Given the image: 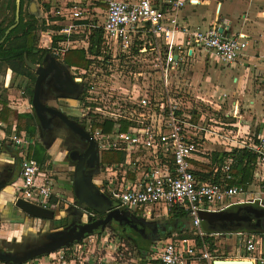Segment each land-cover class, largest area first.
Segmentation results:
<instances>
[{
    "label": "built area",
    "instance_id": "1",
    "mask_svg": "<svg viewBox=\"0 0 264 264\" xmlns=\"http://www.w3.org/2000/svg\"><path fill=\"white\" fill-rule=\"evenodd\" d=\"M93 5L94 8L84 9L80 1L65 9L57 7L55 11L48 12L45 17L47 26H62V29L57 34H47L50 41L47 49L57 58H63L71 49L88 51L91 35L97 29L102 30L100 55L88 53L92 62L88 69H71L77 81L87 87L83 113L99 152H114L124 157L123 164L102 168L103 180L113 186L109 187L108 195L120 207L145 212L146 218H154L152 211L157 212L160 206L169 212L187 214L194 236L162 239L158 242L159 251L154 244L159 264H212L218 258L204 243L206 234L201 230L200 212L212 211L217 203L224 204L219 207L224 210L256 200L264 202V178H261L264 138L254 144L251 138L242 140L233 132L226 134L224 131L221 135L224 141L257 156L254 173L256 179L260 178L257 196L247 199L244 188L197 180L192 162L201 153L202 135L214 132L208 122L195 119L198 108L184 89L172 82L174 71L180 68L187 55L176 48L174 41L178 34H182L190 46H200L209 58L231 65L250 51L247 36L227 38L217 29L189 32L181 28L175 16L185 6L184 0H94ZM66 19H70V24L60 25ZM85 30L87 34L81 35ZM81 42L84 46L79 45ZM101 67L107 72L109 70L110 75L119 73L129 88H111L103 90L105 93L97 90L92 82L95 79L99 81L97 69ZM21 95H24L23 91ZM227 97L223 94L217 98L213 94L209 100L221 102ZM13 105L18 110L24 107L32 112L33 109L28 99L25 103L15 101ZM233 116L241 118L236 106ZM106 121L114 122L110 132H104L97 126ZM121 121L127 123L125 128ZM12 129V146L24 152L18 180L13 184L16 198L50 210L73 204L55 196V183L45 166L28 157L32 145L30 136L25 132L19 133L16 124ZM232 163L233 160L229 159L224 167L228 180L231 179ZM130 170L141 173L139 183L129 188L122 183L119 185L123 171L125 176ZM246 236L243 246L245 257L240 259L264 264V257L256 255L260 244L264 243V234ZM198 238L202 242V250L198 248ZM99 239L100 247L96 245ZM120 247L115 240H110L109 235H95L37 261L38 264H121L125 253Z\"/></svg>",
    "mask_w": 264,
    "mask_h": 264
},
{
    "label": "crops",
    "instance_id": "2",
    "mask_svg": "<svg viewBox=\"0 0 264 264\" xmlns=\"http://www.w3.org/2000/svg\"><path fill=\"white\" fill-rule=\"evenodd\" d=\"M184 1L185 6L181 8L175 16L181 28L189 32H193L197 29L204 31L217 29L219 31L220 28H223L224 31L222 35L227 38H236L242 34L246 35L248 44L250 46V51L247 52L245 56H242L237 63L225 65L217 59H210L209 57L206 58L205 52L201 49V47L190 46V44L184 40V36L182 34H178L174 41L176 48H180L185 53H187V55L185 56V60L181 64L180 68L174 71L172 82L175 86L181 88L182 90L184 89L186 95L192 99L195 107L198 108L195 113V119L198 120L200 118V120H205V122H208V124L213 129L211 131L214 132H208L202 135L203 139L200 140L201 153L198 154L192 162L194 173L200 183H214L211 180L217 177V174L221 176L220 181L224 180V176H226L225 178L227 179V174L224 171V167L226 166L229 159L234 160L231 156L233 151L244 149L234 145L231 142L224 141L221 137L224 131L226 134L233 132V134H237L242 140L251 138L253 140L252 143L254 144L258 143L261 138H264V0ZM101 48L102 44L100 46V50ZM71 50H83L87 59L88 53L95 55L91 53V51L81 48ZM201 64L203 66L202 68L197 67ZM73 67L84 69L78 66H71V68ZM7 74L12 75V81L10 83L8 82V84L5 86V88L8 89L7 97L4 99L0 98V107H3L2 111H0V115L6 112H12L13 121L10 125L0 119V145L5 144L7 146H12L10 138L13 134V125H17L18 131L20 117L27 115L29 116V114L31 115L32 112L27 111L24 107H20L18 110L13 105L15 101L25 103V100L28 98L25 94L23 96L21 95L22 91L19 90L20 87H14V73L7 69ZM213 94L217 98L221 97L223 94H226L228 97L221 102H211L209 100V96ZM235 106L238 107L240 111L241 118L239 119L233 116ZM6 108L7 111L5 110ZM244 116H247L248 119L246 117L245 124H241L240 120H242ZM227 120H230V122L225 123ZM24 121L26 124H31L30 120L26 119ZM22 132L28 134L27 131ZM248 143H251V141ZM6 153L9 154V150ZM225 153L227 156L222 162L220 160V156ZM120 155L123 157L122 154ZM216 155H219V160L212 164V160ZM7 158L8 155L2 159L5 160ZM123 163L124 157L123 161L118 165ZM103 166L104 165L102 164V168ZM256 169L257 166L254 169L253 177L249 184L246 186L239 184L234 185V187H241L246 190L245 198L247 199L254 196L255 194V196H257V192L259 191L260 178L256 179L254 177ZM203 176H207V180H204ZM229 176H231V173H229ZM121 177L119 179V185L122 183L123 186L129 188L136 183H139L141 180V173L135 170H130L129 172H126L124 176L123 171V176ZM234 178L236 177L231 176V179L229 180ZM261 178H264V171L261 172ZM100 182L103 187L102 191L106 194H109L108 189L109 187L112 188L113 186H110L109 183L107 184L106 181L103 180V175L100 178ZM221 184L225 185L226 183L221 182ZM54 192L57 198H60L62 201L66 200L70 203L72 202L74 204V195L73 199H65L67 192L73 193V182H71L70 185H67L64 176H59L57 179ZM53 201L55 202L56 199L54 198ZM212 211H220V209L218 207L214 208ZM139 212L142 213L143 216L145 215V212L143 211L131 213L138 214ZM152 213L158 218H165L168 216L170 217L171 214L167 208L162 206H160L157 212L152 211ZM186 219H188L189 224H191V220L188 216L184 219L179 218L178 220H180V223H182ZM247 237L248 236L242 234L236 235L229 233L206 235L204 237V243L210 246V251L213 256L218 253L217 248L219 245L225 244L228 254L236 253L237 256L235 258L240 259L245 257L243 246ZM211 244L214 245L213 248L211 247ZM237 246H239V249H237ZM198 248L200 249L201 245L198 244ZM149 250L146 248V250L143 249L141 251L143 259L145 258L143 261H147L145 264H159L157 261V256H153ZM256 255H261L264 257L263 242L260 244L259 252ZM215 258L226 259L231 258V256L223 253L222 256H215ZM133 263L142 264L139 261L134 262L133 260H130L129 262H122L121 264ZM205 263L209 264L207 262L202 264Z\"/></svg>",
    "mask_w": 264,
    "mask_h": 264
},
{
    "label": "water",
    "instance_id": "3",
    "mask_svg": "<svg viewBox=\"0 0 264 264\" xmlns=\"http://www.w3.org/2000/svg\"><path fill=\"white\" fill-rule=\"evenodd\" d=\"M29 14L36 18L40 17V11L34 0L29 5ZM20 17L21 0H16L15 22L6 30L4 37L0 40V45L3 44L9 34L18 27L20 24ZM223 31V28L219 29L221 34H223ZM25 62L27 67L38 75L35 83L32 107L36 112L37 118L42 122V113L46 110V107H44L39 101L42 85L45 82L49 83L55 80L60 85L64 83V77L62 76L63 63L58 61L53 55L46 56L41 66L30 62L26 55ZM70 128L75 129L71 124ZM73 132L78 134L80 141L85 139L87 141L90 140V137L84 131L73 130ZM90 141L92 147H97L95 142H92V140ZM18 177L19 175L13 179L11 183H15L18 180ZM102 188L103 187L99 180L93 178L92 175H85L83 163L80 162L73 179V195L75 197V202L72 206L74 209L80 211L83 217L82 221L85 223L72 228L67 227L64 229H56L46 233L45 236L47 238V242L33 248L26 242L24 244H20V240H18L19 233H16V241L7 240L3 242L9 251H0V263L27 264L36 259L46 257L49 254L55 253L61 249H67L75 244H78L85 238L102 233L106 229H118L117 226L122 223L128 226V230L123 231V233L117 231L115 232L119 233L124 238L134 240L133 238L135 236L132 234V232L134 233V230H129V224L133 225V229H137L138 225L145 227L147 220L133 218L131 212L127 208L120 207L115 200L102 191ZM12 190L13 194L6 193V191L0 193V230L1 221L3 219L2 209L4 208L2 205H5L6 203V207L7 205L14 207L19 212L24 214L26 218L42 222L60 221L67 219L70 216L68 210L59 212L50 209H43L21 198L17 199V194L15 193L13 187ZM3 201H5V204ZM89 210L98 215L100 218L94 221L91 217L89 219L87 214ZM160 219H165V221L167 220L166 218ZM169 219L170 218H168V221ZM200 219L201 230L206 235L223 233L236 235H253L256 233L264 234V202L256 200L254 203L237 204L220 211H201ZM88 220H90V222L87 223ZM122 229L123 228H121V230ZM30 231L33 232V230ZM171 231L173 233V229L169 230V235H171ZM143 232H145V229H141V234ZM135 239L137 249L141 245H144L148 249V247H151L154 243L162 240L161 238H155L153 241L148 242L143 239L139 240V237H135ZM19 244L21 245L20 247H18ZM212 264L254 263L253 261L246 259H215Z\"/></svg>",
    "mask_w": 264,
    "mask_h": 264
},
{
    "label": "flooded vegetation",
    "instance_id": "4",
    "mask_svg": "<svg viewBox=\"0 0 264 264\" xmlns=\"http://www.w3.org/2000/svg\"><path fill=\"white\" fill-rule=\"evenodd\" d=\"M40 49L35 50L34 56H32V59L36 61L35 64L38 66L42 65L46 56L52 54L50 50L46 52L43 51L44 49ZM57 60L63 63L62 76L64 77V83L60 85L56 80L43 83L39 101L46 107V110L42 113L41 122L37 118L34 109H32L31 115L33 120L31 121V127L34 129L35 135L34 137H30L32 140L31 147L34 148L35 155L45 159L42 165L45 166L55 184L59 176H64L67 185H70V183L73 182L75 171L80 162L83 163L85 175H92L93 178L100 181L102 176V154L97 147L91 146L90 140L94 142V139L92 138L91 131L87 127L86 118L83 113V104L87 95V87L85 84L77 81L71 67L68 66L62 58H57ZM30 71L32 73L31 78H21L26 81V87L23 92L32 104L38 75L31 69ZM70 124L75 129L70 128ZM73 130L84 131L90 137V140L87 141L85 139L80 141L78 134H75ZM8 150L9 154H6L8 158L3 160L2 154L6 153ZM23 157L24 153L19 148L11 145L7 146L5 144L0 145V193L4 191H6V193H12L11 189L9 191V188L13 187L14 184L11 183V181L19 175ZM72 205L73 204H69L65 207V210H68L70 213V216L66 220L63 219L58 222L52 221L46 223L55 225L58 223L60 226L56 229L72 228L85 223L82 221L83 217L80 211L74 209ZM9 209L13 210L15 208L12 207ZM91 213L92 211L90 210L87 212L89 219L91 217L94 221L100 218L98 215L95 214L93 216ZM131 214L133 218L147 220L145 227L138 225L137 229H133V225L129 224V230H134L132 234L135 237L150 242L155 238L164 239L168 236L169 230H171L168 219L158 222L153 217L146 219L143 215ZM32 221L38 220L32 219ZM88 222H90V220H88L87 223ZM117 228L119 230L115 228L109 229L114 233L115 231L123 233V231L128 230V226L124 223L119 224ZM121 228L123 229L121 230ZM141 229H145V232L142 234ZM35 236H32L33 239L35 238L36 240L35 243L28 244L30 247L33 248L47 242L46 236ZM135 237L133 239L136 243ZM13 240L16 241L15 238ZM139 249L142 251L146 248L144 245H141ZM0 251L4 252L6 250L0 249Z\"/></svg>",
    "mask_w": 264,
    "mask_h": 264
},
{
    "label": "rangeland",
    "instance_id": "5",
    "mask_svg": "<svg viewBox=\"0 0 264 264\" xmlns=\"http://www.w3.org/2000/svg\"><path fill=\"white\" fill-rule=\"evenodd\" d=\"M32 1L33 0H31L30 3ZM34 1L36 2V6L38 7V9L40 11V17L37 18L40 22L45 20V17L47 16L48 12H51L53 10L55 11V9L57 7H61L63 9H65L66 7H68V5L77 4V2H80V1L83 3V6H81V7H83L84 9L94 8V5H93L94 0H34ZM45 4L50 5L49 10L46 9ZM29 5H27L25 7V11H28V13H29ZM49 22L51 23L50 20H49ZM61 24L69 25L70 19H66V21L60 22V25ZM48 28L49 29L46 32H43L40 34L38 47L41 49H47L50 46V43H49L50 41H49L48 35L57 34V30L53 29L51 27V25ZM84 34H87L86 30L84 31V33L81 32V35H84ZM79 45L84 46V44L82 42ZM78 56H79L78 53L68 51L62 59H63V61H65V63L68 66L71 67V66L76 65L77 62L79 61ZM208 57L209 56L206 55V58H208ZM206 58H204V59H206ZM197 67L202 68L203 66L201 64L200 66L198 65ZM97 70L100 72V73H98V74H100L98 77L99 81L95 79V81L92 83H93V85H95L97 87V90H102L101 91L102 93H105L103 90H108V89L111 90V88H114L116 90H120V89L125 88V87L129 88L125 84V83H127L126 79H124L123 76H120L119 73H117V72L111 73V75H113V76H111L109 74V70L107 72L106 70H103V67L98 68ZM0 74H1V76H0V98L4 99L5 97H7V92H8L7 91L8 89H6L5 86H6V84H8V82L10 83L12 81V75L7 74V69L5 66L0 70ZM13 76H15V79H13V84H15L14 87H16V86L20 87L19 90L23 91L24 88L26 87V81L23 80V78H21V77H17L15 74H13ZM122 80H125V82L123 83ZM16 92H17V90H16ZM243 115H244V112H243ZM246 117L244 116V118L242 120H240L241 124H245ZM247 119H248V117H247ZM228 122H230V120L225 121V123H228ZM4 151H5V149H4ZM25 151H27V150H25ZM28 151H29V153H28ZM28 151H27V153L29 155L34 154V148L33 147H31ZM6 154L7 153H3L2 158L5 157L4 155H6ZM120 156H121L120 154L114 153V152L103 153L102 154V164L104 166L115 167L116 165L119 164ZM10 189L12 191L11 194H13L12 187L9 188V191H10ZM65 199H73V193L67 192ZM3 203L5 204V201H3ZM6 204L2 205L4 208L2 209L3 210V213H2L3 219L1 221V230H0V249L9 251V249L3 244V242L7 241V240L13 241L16 233H19L18 240H20V244H24L25 242L28 244H32V243H35V241H36L35 238L33 239L32 236H35V235H36L35 237H37L39 235L45 236L46 233H49L53 230H56V228H58L60 226V225H58V223H57V225H55L52 223L32 221V219L26 218V216L24 214H22L21 212H19L18 210H15V209L10 210L9 208H12V207L10 205H7V207H6ZM223 205L224 204H222V203H217V204L213 205V208H218V207H221ZM60 207L57 209V211H59V212L64 211L66 205H62ZM129 211L130 212H137V211H134V209L129 210ZM138 214L142 215V213H140V212ZM154 217H155L154 219L157 220L158 222L160 220L165 221V219H160L156 216H154ZM165 218L166 219L170 218L168 222L170 224V228L173 229V233L171 231V235L168 234V238H171V237L174 238V236H177V237H193L194 236L193 232H192L193 229L191 230L192 225L189 224L188 219H186L185 221L180 223V220H178L177 218L169 217V216L165 217ZM56 222H58V221H56ZM30 230H33V232H31ZM107 235H109L110 240H115L117 244H120L121 250L124 251V253H125V259L123 262H129L130 260L131 261L133 260L134 262L139 261L142 264H145L147 262V261H143L145 258L143 259V257H142L141 249L136 248V243L134 242V240L124 238L119 233H117V232L114 233L110 229H106L105 231L98 234L97 236L98 237H101V236L105 237ZM100 240L101 239H99V241H97V243H96V245H99V247L101 245ZM139 240H141V238H139ZM20 244L18 245V247L21 246ZM154 244L157 245V250L159 251L160 250V244L158 242H156ZM154 244L151 247H148V249L150 248L149 251H150V253L153 254V256H157L158 251L153 250ZM215 248H217V247H215ZM217 249H218V253H216L215 256H222L223 253H226L228 256H231V258H226V259H237V258H235L237 256L236 253H229L230 255L228 254V252L226 251V245L225 244L219 245V247ZM237 249H239V246H237ZM242 255H243V253H242ZM37 260L38 259L31 261L27 264H38L39 261H37Z\"/></svg>",
    "mask_w": 264,
    "mask_h": 264
},
{
    "label": "trees",
    "instance_id": "6",
    "mask_svg": "<svg viewBox=\"0 0 264 264\" xmlns=\"http://www.w3.org/2000/svg\"><path fill=\"white\" fill-rule=\"evenodd\" d=\"M30 1L31 0H21L20 24L9 34L4 43L0 45V70L5 66L6 69L12 70V72L17 77H32V73L25 62V55L28 57V60L30 62L36 63V61L32 59V56H34L35 50L40 49L38 47L40 34L46 32L49 29V26H46L45 20L40 22L37 18L30 15L28 11H25V7L30 4ZM45 7L47 10L50 9V5L48 4H45ZM15 12L16 0H0V40L4 37L6 30L14 24ZM53 29L59 31L62 29V26H54ZM101 36L102 30L97 29L95 33L92 34L90 37L91 46L89 47V51H91V53L95 54L96 56H99L101 53ZM43 51L48 52L49 50L44 49ZM70 52H75L79 54V61L74 66H78L84 69L89 68L92 62L91 60L86 58V54L83 50H70ZM5 110L7 111V108ZM0 119L3 122H6L11 125L13 121L12 112H6L1 114ZM26 119L32 121L33 117L30 114L29 116L27 115L20 117L18 132L27 131L30 137H34V129L31 127V124L24 123V120ZM193 121L195 122L196 120ZM121 122L123 123L125 128L127 123L125 121ZM97 126L100 127L104 132H110L111 130H113L115 125L113 121H106L105 124ZM30 155V158L37 160L40 164H43L45 161L44 158H41L38 155ZM218 156L219 155H216L213 158L212 164L219 160ZM226 156V153L222 154L220 156V160L223 162ZM231 156L234 159V163L232 165L230 173L231 176H235L236 178L228 180L225 178L226 176H224V180L220 181L221 176L217 174V177H215L211 181L218 184L224 182L229 186H234L238 184L246 186L252 180L254 169L258 164L257 157L255 156V154L251 153L246 149L233 151ZM122 161L123 157L120 156L119 163H121ZM203 179L207 180V176H203ZM170 217L184 219L187 217V214L183 212L173 211L171 212ZM166 238H168V236H166L164 239ZM197 240L198 244L201 245V240L199 238ZM211 247L213 248L214 245L211 244Z\"/></svg>",
    "mask_w": 264,
    "mask_h": 264
}]
</instances>
